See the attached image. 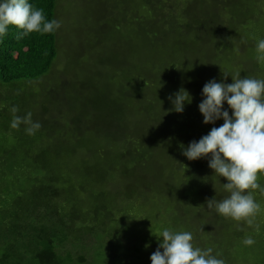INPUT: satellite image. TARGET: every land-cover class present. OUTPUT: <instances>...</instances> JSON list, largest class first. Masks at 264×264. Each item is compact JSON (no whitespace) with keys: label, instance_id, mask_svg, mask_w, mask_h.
I'll list each match as a JSON object with an SVG mask.
<instances>
[{"label":"trees","instance_id":"obj_1","mask_svg":"<svg viewBox=\"0 0 264 264\" xmlns=\"http://www.w3.org/2000/svg\"><path fill=\"white\" fill-rule=\"evenodd\" d=\"M58 1L28 0L34 7L43 9L46 20L56 19ZM261 2L264 0H129L127 2L128 8L125 12L131 10L135 14H141L142 23L148 21L157 30L155 35L158 43L151 44L149 51L145 50L151 73L153 70L161 71L157 82L153 80L152 74L151 83L156 85V92H151L153 102L148 106L145 104L143 94L145 92L138 94L121 92L119 127L122 125L123 135L118 148L123 147L124 150L121 153L117 152L115 142L108 141L101 150L107 153L108 158L99 159L106 163L110 172L105 171L103 176L93 180L90 185H83L76 180L71 181L70 178L66 185L67 191H63L61 196L51 183L52 180L50 178L45 180L38 191L32 192L31 200L10 216L13 219L11 224L13 230L0 229V264H133L134 258L144 256L141 250L146 248L143 249L141 246L147 242L143 234L140 235L141 233L136 231L135 234L140 237L142 245L133 247L132 252L121 242L129 232L128 227L115 235L104 234L108 236L103 239L100 237V240L98 236L104 233L105 229L117 226L116 212L122 214L125 200L137 201L141 203V205L138 203V206L146 209H150L147 208V204L152 207L164 200L172 207L170 216L173 220L182 227H188L184 229L193 234L195 247L212 248L213 254L219 253V258H222L225 264H264V194L254 190L255 199L261 204L262 211L255 217V223L251 227L244 221L235 222L219 216L213 209L210 213L207 207L208 201L211 199L219 201L222 196L229 195L221 187V184L227 181L221 177L219 178L221 184L218 182V177L208 167V158L188 161L182 155L183 148L192 141H198L195 140V135L202 131L198 126L204 125L198 105L202 101L201 91L205 83L215 80L230 84L231 77L237 72L241 73V78H264V65L258 64L255 59L257 40L264 39V13L258 10ZM151 3L155 5L154 12L152 15H147L145 7L151 6ZM98 8L103 13L102 0H87L82 11L85 16L90 17L92 12L100 13L97 12ZM216 15L218 19L210 20ZM212 24H216L215 27ZM87 27L90 30L93 24L89 23ZM74 31V26L67 27L63 34L65 38L70 35V39ZM131 34L139 44L136 34L140 32L131 31ZM87 37H90L89 34ZM111 39L108 37L107 41H113ZM84 42L79 44L76 41L73 49L70 50L71 59L69 57L63 67L65 65V72L71 73L70 77L75 79L79 74L73 71L81 69L82 74L87 75L89 79L86 80L88 84L86 87L94 94L104 95L115 82L111 84L104 81L106 78L102 67L106 65L97 51L99 47L95 51L93 45L87 51ZM82 48L93 59H97L95 64H91L92 67L90 65L83 67L82 63L85 64L87 60L78 61L82 58L77 56ZM95 53L98 54L95 56ZM57 58L56 32L49 34L33 32L26 37H19V31L10 27L8 33L0 39V83L39 80L50 74ZM164 60L170 64L165 63ZM173 60L182 62L186 66L184 73L175 70L177 66L171 63ZM137 69L139 71L141 67ZM145 71H149V68ZM198 77L201 84L193 81ZM138 82L140 83L139 80ZM102 83L105 84V89ZM173 88H178L177 92L179 88H185L190 96L195 95L191 97L192 101L197 98L196 104L185 105L180 117L178 113L170 110L173 107L174 95L177 93L171 92ZM223 108L227 110V105L225 104ZM43 111L45 112V109ZM229 114L231 115L230 110ZM180 122L185 123L182 131L178 132L174 127ZM222 124L223 121L218 120L215 124L206 125L204 128L206 135L213 127ZM2 130L7 132L5 127H2ZM181 133H184L180 137L183 147H179V144L177 146ZM101 135L107 136L105 131L93 132L92 138L88 139L87 143L83 142L70 151H67V142L60 141L64 148V167L70 170L71 166L84 163L83 152H87L90 145L94 144ZM135 135L143 138L139 140V144L135 141L131 142V137ZM148 135L151 136L147 140ZM159 137H165L163 142ZM4 141L5 139L2 141L0 139V145ZM32 147L21 150L3 147L0 153V181L6 173L15 175V178L23 177L26 181L39 180L40 166L32 156ZM17 153H21V156ZM94 157L96 156L92 155L87 158L92 161L90 163L85 161L86 170L101 169L93 160ZM22 158L26 163L28 161L27 168L22 163ZM130 167L141 171L142 180L135 181L134 177L127 173V168ZM129 181L139 189L131 194H121V191H118L119 186ZM259 183L264 185V179ZM187 184H195L196 191L203 198L196 208L190 209L182 204V201L186 204L187 197L184 195L189 192L186 190ZM98 188L101 189L100 192L94 194ZM86 193L90 203L86 210L88 216L90 211L89 221L83 220L86 214L79 213L80 210L76 211L74 208L87 203V196L84 195ZM64 194L68 196L67 199L62 198ZM94 202L99 205L97 204V207L94 205L92 208ZM61 204L70 207L71 212L61 216L59 210ZM129 214L127 211L123 215L127 218ZM99 215L103 218L101 222H97ZM216 221L219 222L218 227H215ZM101 225H104L103 230L99 232L98 228ZM256 225L259 226L258 231ZM216 232L227 234L217 241L212 235ZM249 236L256 242L252 246H245L242 241ZM87 241L91 242L90 245H86ZM101 251L105 255H102ZM148 251L150 252L151 249L149 248ZM87 255L89 260L86 258Z\"/></svg>","mask_w":264,"mask_h":264},{"label":"rangeland","instance_id":"obj_2","mask_svg":"<svg viewBox=\"0 0 264 264\" xmlns=\"http://www.w3.org/2000/svg\"><path fill=\"white\" fill-rule=\"evenodd\" d=\"M102 1L103 13L101 9L98 8L97 12L100 13L92 12L90 13L92 18H90L91 16H85L82 11L83 7L87 4V0H75V2L74 0H59L57 4L58 13L56 16V20L61 22V27L56 31L58 39V58L54 61L55 63L52 66L50 74L39 80L15 81L9 84L0 83V139L1 141L5 139V141L1 143L2 145H0V153L3 151V147L21 150L33 146L32 156L36 158L35 160L40 166V177L37 182L26 181L23 177L15 178V175L7 173L0 181V229L3 228L5 231L13 230L11 227L13 219L10 216L20 207L23 208L25 204L31 200L32 192L38 191L40 186L43 185V182L48 178L52 180L51 183H53L54 188L61 196L63 191H67L66 185L70 178L71 181L76 180L82 182L83 185H90L93 180L103 176L105 171L110 172V170L107 169L106 163L99 159L102 158L105 160L108 158L107 153L101 151L104 144L108 141L111 143L115 142V150L117 152L121 153V151L124 150L123 147L118 148V143L123 135L122 125L119 127L121 92L129 91L130 93L133 92L137 94L138 92H145L143 93L145 95V104L148 106L153 102V94L151 92H156V85L151 83L152 74L153 80L157 82L160 78L161 71L153 70L151 73L145 50L149 51L151 44L154 45L158 43L155 35L157 30L148 21L142 23L141 14H135L131 10H129L128 13L125 12L127 11V2L129 0ZM73 4L75 6H73ZM154 8L155 5L153 4L149 7L146 6L147 15H152ZM258 10L264 13V2L259 3ZM216 19H218L217 15L214 19L211 18L210 20ZM89 23L91 25L93 24L90 30H88L89 27H87ZM215 25L213 26L215 27ZM71 26L75 28L74 34L70 39V35H67L68 38H65V34H63L64 29L66 30L67 27L70 28ZM117 26L119 27L116 28ZM131 31L140 32V34H136L139 44L136 42V39L132 38ZM88 34L90 37L86 38ZM108 37H111L113 41H107ZM195 37H197V35H195ZM76 41L79 44L85 41L84 47H87V51H89V48L93 45L95 51L99 47L97 51L99 55L102 56L101 60H103L104 65H106L105 67L101 65L104 69L102 71L103 75L106 78L104 81H108L111 84L115 82V84L111 86V89L106 91L104 95L94 94V92L86 87L88 85L86 84V80L89 79L87 75L82 74V71H80L81 69L73 71L79 74L77 79H75V77H70L72 76L71 73L68 74L65 72V65L63 67V64L69 57V59H71L72 51L70 50L73 49V45L76 44ZM96 44H98V46H96ZM98 53L94 55L96 56ZM77 56H82V58L78 60L80 62H86L87 60L85 64L82 63L83 67L88 65L91 66L92 63L95 64L97 62V59H93L88 52L86 53V50L83 51V48ZM164 62L170 64L168 61L164 60ZM171 63L177 66L175 70L181 73L185 72L186 66H184L182 62L173 60ZM67 64H69V62H67ZM138 67H141V70L138 71ZM147 68H149V71L146 72L145 70ZM142 69H144V71ZM77 71H80L81 74L77 73ZM193 81L196 83L201 82L199 77ZM180 89L181 88H179V90ZM177 90L178 88H173L171 92L174 93L177 92ZM192 96L195 97V95ZM196 99L192 101V98L191 103L196 104ZM12 106L18 107L19 111L15 115L21 117L31 112L32 120L38 121L41 124V128L34 135H28L25 132L27 126L23 124L19 129H12L10 127L14 115L10 112ZM43 109H45V112ZM152 115H154V113H152ZM178 115L180 117V113H178ZM157 120L158 118H156V121ZM184 123L185 122H180L177 124L174 130L178 132L182 131ZM1 126L5 127L7 132L2 130ZM205 126V124L203 126H198V129L202 131L195 135V140H199L206 135V130H204ZM118 129L119 131L117 132ZM103 131L106 132L107 136H99L98 140H94L95 143L90 145L87 152H83L85 155L84 158H82L84 163L71 166V168L69 167L70 170L64 167V148H62L63 144H61L60 141L62 143L66 141V145L68 146L67 151H70L76 146L82 145L83 142L87 143L88 139L92 138L91 134L93 132L101 133ZM110 131L112 133H110ZM114 131H116V133ZM183 135L184 133L179 135V140L177 141V146L179 144V147L184 146V144L182 145L180 142V137ZM150 136L151 135H148L146 139ZM159 138L161 142L165 139V137ZM139 140H143V138L138 137V135L131 137V142L135 141L139 144ZM93 150L98 151L94 152ZM17 154L21 156V153ZM92 155L96 156L93 160L98 163L102 170L85 169L87 167H85V164H87L86 162H92L87 160V158ZM21 161L27 168L28 161L26 163L23 158ZM67 161L70 162V160ZM127 170V173H130V176L134 177L135 181L142 180L141 171L139 169L134 170V168L130 167L127 168ZM119 188L118 191H121L120 193L123 195L131 194L139 189L135 188L132 181L120 185ZM100 190V188L96 189L94 194L99 193ZM186 190H189V192H186L184 195L187 197V200H185L187 205L182 201L183 206H188L190 209L196 208L197 204L203 201V198H201L196 191L195 184H187ZM84 195L87 196V203H83V206L79 208H77V206L74 207L76 211L78 209L80 210L79 213L82 214H86L87 206H90L87 193ZM226 197L227 195L222 196L221 200ZM62 198L67 199L68 196L64 194ZM123 203L122 214L118 211L116 212L115 225L117 226H111L105 229V232L100 233L98 236L100 240V237L103 239L108 236L104 234L115 235L128 227V229L130 228L129 232L125 234L126 237L122 239L121 242L132 252L133 247L137 248L142 245L140 237L135 234L136 231L141 233L140 235L143 234L147 242L141 246L143 249L146 248L145 250H141L144 256L134 258L133 264H151L150 256L157 250L161 242L156 236H158L162 227H170L173 230L188 229V227H182L180 223L177 224L178 222L173 220L172 216H170L171 211H173L172 207L168 206L164 200L158 203L155 202L157 205L152 207L147 204V208L150 209L138 206L139 202L137 203V201L125 200ZM97 204V202H94L91 207L94 208V205L97 207L99 205ZM139 204L141 205V203ZM59 210L61 216L71 212V208L66 204H63ZM89 210H91V208ZM127 211L130 214L128 215L129 217L125 218L123 214ZM209 212L212 213V209H209ZM26 215L28 216V214ZM90 219L91 216L89 211V216L86 214L83 220L89 221ZM101 219L103 218L99 215L97 222H101ZM218 223V221L215 222V227H218ZM103 226L101 225L98 228L99 230H97L100 232V230H103ZM226 234V232H216L212 235L214 239L218 241L220 238L225 237ZM90 243V241H87L86 245H90ZM207 243H209L208 240ZM193 245H195L194 240ZM213 246L215 247V245ZM149 248L151 251L147 252ZM101 253L105 255L104 252L101 251ZM86 258L89 260L88 255ZM128 258L130 259L129 256Z\"/></svg>","mask_w":264,"mask_h":264},{"label":"clouds","instance_id":"obj_3","mask_svg":"<svg viewBox=\"0 0 264 264\" xmlns=\"http://www.w3.org/2000/svg\"><path fill=\"white\" fill-rule=\"evenodd\" d=\"M10 27L19 31V37H26L33 32L55 33L61 22L46 20L43 9L34 7L28 0H0V39ZM255 52L257 63L264 65V39L257 40ZM240 74L237 72L231 77L230 84L215 80L205 83L198 105L202 122L208 125L222 120L223 124L213 127L198 141L190 142L183 148L182 155L188 161L208 158V167L218 177V182L221 177L227 181L219 183L229 195L219 201L211 199L207 207L219 216L244 221L251 227L262 211L254 190L264 194V185L259 183L264 179V78H241ZM191 100L190 94L180 89L170 110L182 113ZM225 104L227 110L223 108ZM18 111L16 106L10 108L14 114L10 127L19 129L22 124L26 125L25 132L34 135L41 124L32 120L31 112L21 117L15 115ZM256 230H259L258 225ZM156 237L161 242L150 256L151 264H225L219 253L213 254L212 248L195 247L190 231L162 227ZM255 242L251 236L242 241L245 246Z\"/></svg>","mask_w":264,"mask_h":264}]
</instances>
